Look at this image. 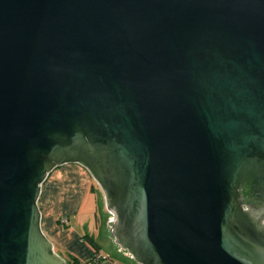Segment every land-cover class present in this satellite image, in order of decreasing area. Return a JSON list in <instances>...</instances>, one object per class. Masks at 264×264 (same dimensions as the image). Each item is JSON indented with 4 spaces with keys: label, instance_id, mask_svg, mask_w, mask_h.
Segmentation results:
<instances>
[{
    "label": "water",
    "instance_id": "1",
    "mask_svg": "<svg viewBox=\"0 0 264 264\" xmlns=\"http://www.w3.org/2000/svg\"><path fill=\"white\" fill-rule=\"evenodd\" d=\"M73 163L138 264H264V0H0V264Z\"/></svg>",
    "mask_w": 264,
    "mask_h": 264
},
{
    "label": "crops",
    "instance_id": "2",
    "mask_svg": "<svg viewBox=\"0 0 264 264\" xmlns=\"http://www.w3.org/2000/svg\"><path fill=\"white\" fill-rule=\"evenodd\" d=\"M91 182L87 170L76 163L62 164L52 169L42 182L37 202L41 218L40 229L52 242L53 251L57 252L65 263L70 259L76 261L84 259L97 251L105 258L96 264H138L114 243H111L112 252L102 251L96 236L86 233L85 228L81 229L80 226L75 228L69 224L70 218L74 219L73 215L79 211ZM58 216L67 217V223L62 226L59 223L60 218L57 219ZM108 226L109 221L107 228Z\"/></svg>",
    "mask_w": 264,
    "mask_h": 264
},
{
    "label": "rangeland",
    "instance_id": "3",
    "mask_svg": "<svg viewBox=\"0 0 264 264\" xmlns=\"http://www.w3.org/2000/svg\"><path fill=\"white\" fill-rule=\"evenodd\" d=\"M91 181L90 186L87 188V195L84 198V201L81 202L79 211L73 215L74 219L70 218L69 224L75 228L79 226L81 229L85 228L84 231H86V233L88 232V234H92L98 238V244L101 245L102 251L108 250L109 252H112L111 243H113V238L110 239L109 226L107 228L111 213H109L106 208L103 200V193L98 184L92 178ZM59 218L61 217L58 216L57 219ZM65 218L67 219V217ZM104 231L105 233H103Z\"/></svg>",
    "mask_w": 264,
    "mask_h": 264
},
{
    "label": "trees",
    "instance_id": "4",
    "mask_svg": "<svg viewBox=\"0 0 264 264\" xmlns=\"http://www.w3.org/2000/svg\"><path fill=\"white\" fill-rule=\"evenodd\" d=\"M89 259L91 260L92 264H96V263L100 262L101 255H99L96 251L93 254L89 255V257H86V258L78 260V261H76L75 259H70V260H67L66 263L67 264H79L80 261H85V260H89Z\"/></svg>",
    "mask_w": 264,
    "mask_h": 264
},
{
    "label": "built area",
    "instance_id": "5",
    "mask_svg": "<svg viewBox=\"0 0 264 264\" xmlns=\"http://www.w3.org/2000/svg\"><path fill=\"white\" fill-rule=\"evenodd\" d=\"M110 215H111V214H110ZM66 221H67V219H66L65 217L59 219V223H60L61 225H65ZM103 258H105V256H102V255H101V259H103ZM79 264H92V262H91V260L89 259V260H85V261H80Z\"/></svg>",
    "mask_w": 264,
    "mask_h": 264
}]
</instances>
